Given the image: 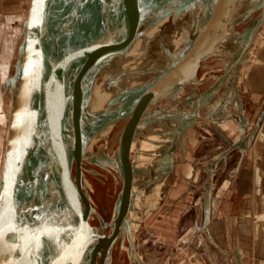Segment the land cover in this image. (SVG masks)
I'll return each mask as SVG.
<instances>
[{
    "label": "water",
    "instance_id": "95a60500",
    "mask_svg": "<svg viewBox=\"0 0 264 264\" xmlns=\"http://www.w3.org/2000/svg\"><path fill=\"white\" fill-rule=\"evenodd\" d=\"M199 1L202 0H181L171 10L177 11L194 6ZM241 1L206 0L204 10L197 13L199 18H203L201 28L198 27L201 29L200 36L182 59L171 67V70L177 73V77L174 78L175 80L171 78L170 84L163 85L160 81L153 80L148 84L141 98L122 105L115 104V98L110 101L111 106L95 113L92 121V123L96 122L95 130H100L103 126L109 127L110 124L125 118L131 119L132 124L125 132L115 155L118 162L120 158L122 161V163L119 162L118 173L123 180V185L114 203L110 222L112 234L106 244L103 241L102 230L107 223L97 211L90 207L80 187L81 180L77 178L83 175V169H85L83 162L94 163L105 169L111 168L104 164L101 158L88 155L84 150L88 143L94 140V134L88 132L87 136L82 138L80 120L87 113L97 72L132 41L131 36L128 39L118 40L117 27L122 21L121 24L126 25L125 32L129 34L131 28L127 29V26L137 17L138 14L135 11L137 9L142 11V8L146 10V6L142 3L139 8L136 4L143 0H102L94 6L85 5L84 0H81L68 10L65 19L61 21L58 34L36 54L31 72L25 71L21 91H19V83H21L19 73L15 77L17 84L15 93L19 97L16 100L18 106L15 105V108L11 110L0 179V198H2L0 199V215L3 217L0 221V264H29V262L68 264L70 261L65 253L68 247L63 250L61 248V259L52 258V260L45 259L46 254H40L42 249H37L38 243L43 245L39 241H45L52 246L56 243L55 235L59 233V228L45 231L46 226L48 228L51 226L53 214L58 217L55 219L60 220L61 216L64 222L67 221L66 232L64 230L62 233L64 244L66 240H73L75 228L82 231L88 229L87 218L91 211L97 213L100 219V231L97 237L98 264H108L121 222L133 245L128 220L133 186L132 166L128 159V152L133 134L136 128L146 121L149 114L153 115V118L158 116V112L152 113V110L160 98L162 100L169 97L173 92L171 88L177 89L184 84L192 87L194 82L196 85L204 81L202 78H197L195 72L200 60L214 54L230 55L229 60L224 63L222 73L212 76L216 83L211 85L208 91L191 88L197 90L195 97L192 98L193 110L180 111L181 116L172 124L171 133L179 138L202 106L230 75L233 67L244 60L264 22V0H253L246 14L236 21L243 23L252 16L239 30L240 32L238 31L240 38L237 46L225 52L215 53L224 33L228 30H237L232 25V18H235L233 13ZM152 6L155 5L152 4L149 9H152ZM20 67L21 65L18 66ZM56 95L58 104L54 102ZM169 99L172 102L176 100L175 96ZM43 134L48 137L47 158H44V162L43 154L40 156L41 153H39V143ZM73 163L76 169L75 178L79 196L85 203V213L80 226H76L74 222L76 218L73 214L70 216L72 222L65 220L68 216L66 213L68 207L62 208L60 203L62 194L69 183ZM95 171V169L92 170V172ZM73 199L76 201V198ZM60 213H64L63 216ZM205 213L206 215L208 213L207 207ZM12 229H15L14 240L8 239ZM45 232L47 235L44 234ZM234 253L237 264H242L239 250L235 249Z\"/></svg>",
    "mask_w": 264,
    "mask_h": 264
},
{
    "label": "rangeland",
    "instance_id": "374dc122",
    "mask_svg": "<svg viewBox=\"0 0 264 264\" xmlns=\"http://www.w3.org/2000/svg\"><path fill=\"white\" fill-rule=\"evenodd\" d=\"M81 0H3L2 4L4 7H12L14 5L17 8V12L21 11V7L27 9L30 5L31 15L29 17L26 13L25 16L20 18L22 21H16L12 24L13 28L18 27L19 32H17V37L14 38V32L10 29L7 31V35L9 38V47L7 50L13 48V52L8 54L7 61L11 60L12 64L9 76L10 81L14 80V88L12 94H6L4 101V107L6 112L9 114L8 123L10 121L11 110L15 108L17 104L16 96V79L15 77L19 73V78L21 83H19V91L22 90V82L24 80L25 71L27 73L31 72L33 67V62L36 54L43 49L45 45H47L50 41H52L55 36L58 34L61 28V21L65 19V16L68 13L70 8H73L77 3ZM102 0H84L85 5L94 6ZM41 4V5H40ZM10 5V6H8ZM29 9V8H28ZM47 14V17H46ZM252 16H249L248 20L251 19ZM247 20V21H248ZM243 22L238 25L237 30H241L245 24ZM264 24L259 30V34H257L258 38L255 40V44L251 49V52H247L246 57L243 61L236 65L235 70H233L230 75L221 83L218 89L214 92L213 96L209 99L205 105L211 103L213 98L221 93V91L225 90V87L236 86L240 89V93L244 94V109L245 116L249 118L250 129H253L254 132L259 131V135L257 137V141L255 145H253L249 153L247 155L244 168L250 169L249 173H251L254 165L256 173H261L260 175L264 178V83L262 90L255 94L252 93L250 86L254 81H257L259 77L264 78ZM261 34V35H260ZM12 40V41H11ZM1 42V40H0ZM13 42V46L12 43ZM4 45L0 43V53L4 52ZM9 52V51H8ZM251 53V54H250ZM222 57V58H220ZM230 55L222 54H214L206 59H202L198 62L200 65L198 73L196 72L197 78H203L204 81L198 84V88L200 91H208L211 85L215 84V80L213 79V75L221 74L222 69L224 67V63L228 61ZM258 58V59H257ZM5 59V58H4ZM257 59V60H256ZM21 65L20 68L18 66ZM14 75V79H13ZM12 77V78H11ZM258 78V79H257ZM239 80V81H238ZM18 83V82H17ZM11 84V83H10ZM186 87H190L188 84ZM224 87V88H223ZM255 87V86H254ZM244 89H247L245 91ZM189 98L195 97V93L197 90H193L191 88L186 90ZM172 103L171 99H167L166 102ZM165 104V103H164ZM163 106V104H162ZM199 112H202L201 109ZM240 112V111H238ZM129 118L121 119L115 122L112 126H109V130L111 134L108 138V143L105 142L107 147L104 145V142L101 138H99L96 142L95 149H104L106 150L109 156H115L117 154L118 147L120 142L122 141L124 132H121L122 124L125 120ZM197 117L194 118L196 120ZM193 120V121H194ZM242 120V116L239 114V122ZM1 122V120H0ZM111 127V128H110ZM142 127H139L134 132L135 136L142 135ZM207 128V124H201L199 122H195L188 132V137L190 138L191 144L195 143V146L198 145L195 153L196 156L199 157L200 151L204 150L205 144L201 146L200 140H202V136L205 135ZM255 128V129H254ZM8 130V129H7ZM185 132V131H184ZM183 135V134H182ZM181 135V136H182ZM7 137V135H6ZM6 137L4 147L6 148ZM134 137V136H133ZM132 137L131 144L129 147V161L132 166V180L133 186L131 188V192L134 195V199L130 202V217H131V228H132V236L135 241L136 249L140 253V258H143V264H235V255L233 251L234 242L233 240H228L230 235H226V229L223 228L221 223H217L219 219L223 221V219L219 218L220 212H215L214 208L212 209V222L207 223L205 218V208H204V180H205V172L197 169L195 173V180H193L192 185H189L188 181H185L181 175H179L180 162L182 161V157L177 154L179 149L180 141L175 147V153L171 156V164L167 166V161L159 162V166L155 169V166L152 167V173L145 172L146 168H148V163H151V158L146 156L144 160V154L141 157V154L138 155V151H142L141 147H146L152 144V148H156L159 139L153 138L154 141L151 142V138H147L143 140V136L139 137L138 140ZM164 140L165 137H162ZM136 140V143H134ZM156 141V142H155ZM166 145V142H163V145ZM162 141L160 142V147ZM113 145V146H112ZM2 146V145H1ZM2 147V148H4ZM194 148V147H193ZM206 149V147H205ZM145 153H148V147L143 150ZM179 152V151H178ZM157 153L154 150V153ZM194 153V155H195ZM142 161L141 164L145 166H140V164H135L136 161ZM121 160V158H120ZM4 156L3 151L0 152V179L2 175V167ZM133 161V162H132ZM122 162V161H121ZM235 162V160H234ZM233 162V163H234ZM84 178L82 179V184H85L83 187L84 192L90 191L87 185V182H93L95 180L93 175H96V167L98 165L94 163L84 162ZM167 166V167H166ZM166 167V168H164ZM164 168V173L162 172ZM87 169V170H86ZM96 170L92 172V170ZM156 171V172H155ZM160 172V177L158 172ZM184 171H190V168L184 169ZM247 171V170H246ZM183 172V170H182ZM145 173V174H144ZM156 173L155 181L153 182L152 176ZM146 175V176H145ZM249 182H251V174H249ZM260 179L258 178L257 187H263V183L260 184ZM72 181V182H71ZM157 186H154V183H158ZM95 184L98 182L95 180ZM259 184V185H258ZM192 187L195 190H192ZM251 187V186H250ZM120 190V189H119ZM119 192V191H118ZM258 193V192H257ZM222 194V192H219ZM247 193H245L246 195ZM63 196L60 199V203L62 204V208L68 207L66 210L67 218L69 222L71 221V214L76 218L75 224L76 226H80L83 219V207L80 204L79 193L76 189V185L73 182L72 174L69 178V183L65 188ZM250 196L245 197L241 200L243 204L248 203V198ZM259 195V194H258ZM256 205L261 207L262 198L258 197ZM115 197V191L109 196V200L107 202H101L103 205V211L105 213V221L110 222L111 216V206L112 201ZM76 198V201L73 199ZM92 198L94 200V204L96 205L98 200L96 195L92 194ZM252 199V198H251ZM256 200V201H257ZM233 202V201H232ZM231 202V203H232ZM230 203V205H231ZM252 203V202H251ZM228 204V203H227ZM71 205V206H70ZM72 208H70V207ZM98 207V205H97ZM230 207V206H229ZM259 207V208H260ZM263 209V207H262ZM260 210V209H259ZM210 211V209H209ZM232 211V207H226V213ZM102 212V211H101ZM62 214V213H60ZM58 214V215H60ZM64 214V213H63ZM62 214V216H63ZM248 216V215H247ZM256 215H250L248 218L253 221ZM51 220V226L48 228L46 226L45 231H51V229L59 228V233L56 236L55 245H50L47 242H43L44 244H48V246L52 249L50 252H47V258L49 260L60 258L61 248L63 250L66 249V254L69 258L68 264H73L75 261L77 264H98V252H97V228L99 227V221L97 218H92L87 222L88 229L82 231L80 229L73 230V240L62 243L63 232L68 226L67 221L64 222V218L61 216L58 220L57 215L53 214ZM55 217H57L55 219ZM259 220V221H258ZM257 227L249 226V242L253 240L252 231L255 228V232L260 231L259 227H262L264 222L258 218ZM71 225V224H70ZM66 226V228H65ZM54 227V228H52ZM223 228V229H222ZM96 229V230H95ZM262 231V230H261ZM107 232V231H106ZM109 233L104 236L103 241L106 244L109 240ZM214 234V235H213ZM217 238V236L219 238ZM228 236V237H226ZM81 238V239H80ZM40 242V241H39ZM248 242V240H247ZM128 242L125 234H122L121 242L114 250V259H116V264H132V259L130 260L128 255V250L131 249V243ZM248 244V243H247ZM252 245V242H251ZM139 247V248H138ZM224 250L227 251L229 257H232L233 261H229L228 257L225 255ZM47 259V260H48ZM61 259V258H60ZM118 259V261H117ZM133 264L136 262L133 261Z\"/></svg>",
    "mask_w": 264,
    "mask_h": 264
},
{
    "label": "crops",
    "instance_id": "0c3cea01",
    "mask_svg": "<svg viewBox=\"0 0 264 264\" xmlns=\"http://www.w3.org/2000/svg\"><path fill=\"white\" fill-rule=\"evenodd\" d=\"M1 1L3 2V0H0V43H2V45H4V49H6L3 53H0V152L2 153L3 151L4 156L5 137L8 132L7 129L9 127V114L6 112V109L4 107V98L7 93L11 95L14 88V80L13 82H11L9 79V76L11 75L10 69L12 64V57L11 60L7 61V58L9 57L8 54L10 55V53L13 52V48L11 47L10 50H7V47H9L8 45L10 43V37L7 35V31L8 29H10V27H12L11 30L14 32V38L17 37V32H19L20 28H13L12 24L17 20L22 21L20 18H22V16L24 17L26 13L28 14L27 17H29L31 15V11L29 10L31 9L32 5L28 7L29 9L21 7V11L17 12V8H15L14 5L7 8L4 7ZM11 43L13 46V42ZM235 68L236 65L233 67V70H235ZM263 83L264 78L261 79L259 77L257 81L253 82L252 87L251 85H249L250 89L252 88V93L255 94L257 92H260L262 90ZM235 85V87H225V90L221 91L220 94L215 96L211 103L209 102V104L202 107V112H199L196 115L197 119L192 121L190 125L187 126L185 132L179 138H177L175 134L171 133L173 129L172 124L175 123L173 121H175V119H179V117L181 116L180 111H192L193 104L192 98H189L188 95H184L186 94V90L190 88L186 87V84L177 89L171 88L173 92L169 95V97L167 96L168 98H166V100L172 98V96H175L176 100L172 103H169L170 100H168V103H166V105H163V107L165 108V116H162V118H153V115H150L146 119V121L141 123V127H146V129L153 126H159V128L161 129H157L151 134H147L146 132H144L145 130H143L141 136H143V140L152 137L151 142L154 141L153 138H161V146H165V143L163 145V142H166V145H168V143H171L172 138L174 137V141L172 143L174 144L173 148H175V145H177L181 140L178 149L179 152L177 151V154L182 157V161L180 162L181 169L179 170L178 174L181 175L183 179H185V181H188L189 185L191 186L193 180H195L194 176L197 172L196 170H202L203 168L205 172V180L203 185L205 189L204 208L207 207L208 209L207 215L205 213V218L207 217V223H210V221L212 222V218H214V216L212 215V209L214 208L216 213L220 212V215H218V217L223 219V221L219 219L215 222L221 223L223 225V228L226 229V235H230V238L226 236L228 237V240L232 239L233 243L236 242L234 243L235 245L232 249L233 251H235V249L239 250V254L241 259L243 260V264H264V224L262 227H259L260 231H252L253 240L249 242V238H251L249 236V226L250 224H252V226L254 225V227H257L258 223L257 221H253L252 223L251 220L248 219L250 215H257L261 212H264V204L262 202L261 207L258 205V203L256 205V202H258V194V197L262 198V201L264 198V178L262 175H260L261 173H256V170L254 169L255 165L251 173H249L250 169L244 168V162L246 161L250 148L255 145L257 141L260 129L257 132H254L253 129L249 130L250 120L245 116L244 94H241L240 89L237 87V84ZM192 87H194V85ZM244 90L247 91V89ZM183 97H186L187 100L184 104V108L181 110L180 105L173 104L181 100ZM168 106L169 109L167 108ZM163 109L161 111H163ZM239 114L243 117L240 122ZM195 122L207 124V128L205 129L206 133L202 136V140H200L201 146L205 144L206 149L204 147V150L202 152L200 151L199 157H197L195 153L198 145L195 146V143L191 144V140L188 137L189 129ZM112 125L110 124V126ZM107 130H109V127L105 128V131ZM149 130L147 129V132ZM98 134L99 133H95L93 135L94 138ZM110 134L111 131L110 133L106 132L105 135L107 138H109ZM162 137L170 140L166 141ZM146 147H141L142 151ZM155 149L156 148H152V146H149L148 153L143 156L145 157V159L146 156L151 158V163L148 164V168L145 169V172L150 174L152 173L153 166H155V169H158L156 167L159 166V162H163L164 160H166L167 166H169L170 164L171 157H164L161 159L159 157L160 155L158 156L157 153H154ZM151 152H153L154 154H152ZM188 167L190 168V171H184V169L186 170L188 169ZM164 168L162 172L165 176ZM160 172L161 171L158 172L159 177ZM249 174H251V182H249L248 179L250 176ZM155 176L156 173L152 176L153 182L155 181ZM258 178H261L260 184L263 183V187H257ZM158 184L159 182L154 183V186H157ZM193 189L195 190V188L192 187V190ZM219 192H222V194H219ZM245 193L247 194L245 195ZM251 193H253V195H251L252 199L248 198L249 201L247 205L243 204L241 200L245 197L250 196ZM229 206L232 207V211L226 213V207L230 209ZM259 219L264 222V217ZM217 238L219 237L217 236ZM40 243L42 244L43 242L40 241ZM224 253L228 257V263L229 261H233L232 257H229L227 251L224 250ZM235 264H237V261L235 262Z\"/></svg>",
    "mask_w": 264,
    "mask_h": 264
},
{
    "label": "bare ground",
    "instance_id": "6f19581e",
    "mask_svg": "<svg viewBox=\"0 0 264 264\" xmlns=\"http://www.w3.org/2000/svg\"><path fill=\"white\" fill-rule=\"evenodd\" d=\"M180 1L181 0H143V2L141 3L140 2L136 3L137 5H139L138 6L139 8L141 7L140 5L143 3L146 6V10L142 8V11L141 9L140 11L139 9L135 11V13L138 14L137 17L135 18V20L131 21V23L128 24L127 26L128 27L127 29L131 28L129 34L125 32L126 25L125 24L122 25L121 24L122 21L120 22L119 27H117L116 29L117 39L118 40L122 38L128 39V37L131 36L130 40L132 41L127 47L123 48V50H120L111 59H109L97 72L91 90L90 103L88 106L87 113H85L83 118L80 120L81 122L80 128L83 132L82 138H84V136H87L88 132L95 134V133H99V131L101 130L98 136H101L103 139H105L104 134H106V132L110 133L109 130L105 131V126H103L104 128L102 127L103 129L100 128V130L98 129L95 130L96 126L94 124L96 122L94 121L92 123V121L97 111L99 110L103 111L104 109H107L109 106H111L109 104L110 101H113L112 99L116 98L115 104L119 103L120 105H122L128 103L129 101L132 100L134 101L137 100L138 98H141L146 90V87L153 80L156 81L158 80L160 81V83H163V85H167L170 84L169 81L171 78L172 80L174 78L176 79L177 73L171 70V67H173V65L177 64L182 59V57L185 55V53H187L191 45L195 43V41L199 38L200 36L199 34L201 33V29H200L201 22L203 18L202 17L199 18L197 16V13L199 14L206 7V0H202L199 1L194 6L191 5L177 11L171 10ZM251 3H253V0H242L241 2H239L237 8L233 13L234 14L233 16L235 18H232L233 19L232 25L235 26V29H237L238 25L242 23V22L238 23L236 21H239L240 17L246 14V11L250 8L249 5H251ZM152 4H154L155 6L154 7L152 6L153 8L149 9L151 8ZM198 27L200 28L198 29ZM142 30L144 32H141ZM238 31L239 30L226 31L222 37L220 44L216 48L215 53L225 52V50L234 49V47L237 46L236 44L238 42V39L240 38V36H238L237 34ZM131 33L133 34L131 35ZM257 34H259V32ZM257 36L258 35H256L251 47L248 49L247 51L248 54L249 52H251V49L255 44L256 38H258ZM193 85L195 89L200 90L198 88V83H196V85L195 84ZM186 97H183L181 100H179L173 105H180L182 110L187 100ZM166 98H163L162 100L160 98L156 104V107L154 108L152 107L153 108L152 113L158 112L157 117L159 118L165 116V112L161 110L164 108L162 104L166 105L167 103ZM54 102L55 104H58L59 102L57 95ZM167 108L169 109V106ZM109 116L110 114L108 115V117ZM141 125L142 124H140L139 127H141ZM138 128L137 131H139ZM147 129L150 130L147 132ZM147 129L146 127L144 128L142 127L140 131L145 130L144 132H146L147 134H151L152 132L161 128H159V126H153ZM133 136H134L133 138L136 140H138L139 137L141 138V134L140 136H135L133 134ZM47 138H48L47 135L43 134L41 137V141L39 143V153H41L40 156L43 154V162H44V158H47V147H48ZM136 140L134 143H136ZM158 141L159 143L155 150L157 151L158 156L160 155L159 157L161 159L164 157H171L175 153V148L172 147L174 137L172 138L171 143H168V145H165L163 147H160L161 138H159ZM92 144H93V140H91V142L88 143L86 148H84L87 154L88 155L91 154L96 156L97 158H101L104 164H107V166L114 169L118 173L119 162L120 163L122 162L120 160L118 162V160L114 158L115 156L111 157L107 155L103 150L100 149L93 150ZM151 145L152 144H150L149 146ZM137 153L138 155L141 154V157L143 153L144 156L146 154L144 151H138ZM4 156H5V151H4ZM134 163L140 164V166L142 167L145 166L141 164L142 161H140V159L139 161H136ZM79 178L80 177H78L77 179ZM85 182H87V185H90L88 181L85 180ZM80 187L82 189L83 187H85V184L80 185ZM132 194L133 193L131 192L130 202L134 199V195ZM262 203L264 204V198ZM255 217L257 219H255L254 222H256L258 218H263L264 212L257 214ZM128 220L131 228L132 220L130 217L129 210H128ZM120 226L123 227L122 229L123 232L127 231L123 225V222H121ZM253 231H255V228ZM131 234H132V228H131ZM132 244L133 245H131V249L129 250V254H128L130 260L132 259V264L134 258L136 264H143L142 263L143 258L142 259L140 258V253L136 249L137 244L135 245V241ZM241 261L243 264L242 259ZM111 262H112V253L108 264H111Z\"/></svg>",
    "mask_w": 264,
    "mask_h": 264
},
{
    "label": "flooded vegetation",
    "instance_id": "af4514ba",
    "mask_svg": "<svg viewBox=\"0 0 264 264\" xmlns=\"http://www.w3.org/2000/svg\"><path fill=\"white\" fill-rule=\"evenodd\" d=\"M200 65L197 66L196 68V72L198 73V70H199V67ZM131 119H127L123 122L122 124V129H121V132H124V131H127L128 129H130L131 127ZM101 130L99 131V134H100ZM104 137L105 139H103L101 136H96V139L94 138L93 140V144H92V149L94 150L95 149V145H96V142L99 138H101L104 142V145L107 147L108 145L105 144L108 143V138L106 137V135L104 134ZM100 150H103L105 153L107 152L106 150H104L103 148L100 149ZM107 154V153H106ZM108 155V154H107ZM113 157V156H111ZM116 158V156L114 157ZM121 161V160H120ZM86 164L83 162V165ZM71 174H72V177H73V182L74 184L76 185V189L79 193V190H78V186H77V182H76V178H75V175H76V169H75V164L72 165V168H71ZM96 175L94 176L93 175V178L98 182L97 184L94 183L95 180H93V182H90V187H88L90 189V191L88 190V192H84L83 191V188H82V192L85 196V199L87 200V202L89 203L90 207L97 211L100 216L103 218V220L105 221V213L103 211V205H101L102 201L104 202H107L109 200V196L112 194L113 191H115V197L113 199V203H112V206H111V211H110V216H111V220H112V216H113V208H114V203L118 197V194L119 192L121 191L122 189V185H123V180L121 178V176L114 170V169H105L103 167H96ZM84 174H85V171L83 169V175L79 176L80 177V180H81V185L82 184V179L84 178ZM72 182V181H71ZM120 189V190H119ZM119 191V192H118ZM92 194L93 195H96V198L98 200L97 204L95 205L94 204V200L92 198ZM80 197V196H79ZM80 204L82 205L83 207V215L85 213V203H84V200L80 197ZM98 205V207H97ZM102 211V212H101ZM92 218H97L98 221H99V227L97 228V234H98V231L100 229V219H99V216L97 215V213H95L94 211H91L88 218H87V222H89V220H91ZM107 223V225L103 228V232H102V235H103V238L104 236H106L107 233L109 238L112 234V229H111V226H110V222L108 221H105ZM123 227L119 226L118 229H117V232H116V236H115V239H114V242H113V245H112V262L111 264H116V259H114V250L115 248L117 247V245H119V242H121V238H122V234H125L126 237H127V240L128 242L130 241L129 240V234L128 232H123L122 231ZM96 230V229H95ZM107 231V232H106ZM98 236V235H97ZM133 237V236H132ZM81 239V238H80ZM131 246V245H130ZM129 254V250L127 252ZM118 261V259H117ZM134 262L135 261V258H134Z\"/></svg>",
    "mask_w": 264,
    "mask_h": 264
},
{
    "label": "snow or ice",
    "instance_id": "6c2138e0",
    "mask_svg": "<svg viewBox=\"0 0 264 264\" xmlns=\"http://www.w3.org/2000/svg\"><path fill=\"white\" fill-rule=\"evenodd\" d=\"M0 199H2V198H0ZM41 219H43V218H41ZM2 220H3V217H2V215H0V221H2ZM44 234L47 235L46 232H45ZM8 239H10V240H14V239H15V229H12V234L9 235ZM50 242H51V241H50ZM37 249H38V250H41V249H42V251H40V254H46L47 252H50V251L52 250V249L48 246L47 243L44 244V245H40V244L38 243V244H37ZM45 259H47V255H45ZM29 264H32V262H29ZM73 264H76V262L74 261Z\"/></svg>",
    "mask_w": 264,
    "mask_h": 264
}]
</instances>
